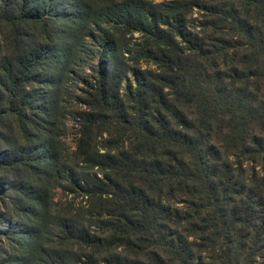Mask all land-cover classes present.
Listing matches in <instances>:
<instances>
[{"label":"trees","instance_id":"1","mask_svg":"<svg viewBox=\"0 0 264 264\" xmlns=\"http://www.w3.org/2000/svg\"><path fill=\"white\" fill-rule=\"evenodd\" d=\"M0 264H264V0H0Z\"/></svg>","mask_w":264,"mask_h":264},{"label":"rangeland","instance_id":"2","mask_svg":"<svg viewBox=\"0 0 264 264\" xmlns=\"http://www.w3.org/2000/svg\"><path fill=\"white\" fill-rule=\"evenodd\" d=\"M158 1V0H157ZM70 124V123H69ZM73 143V133H72V130L70 129L68 131V137H67V144H69L70 146L72 145Z\"/></svg>","mask_w":264,"mask_h":264}]
</instances>
